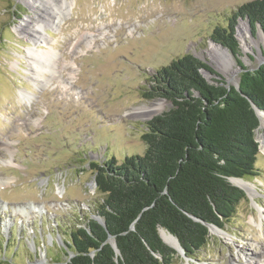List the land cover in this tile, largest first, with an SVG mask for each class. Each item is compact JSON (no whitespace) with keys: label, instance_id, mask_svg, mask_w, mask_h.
Wrapping results in <instances>:
<instances>
[{"label":"rangeland","instance_id":"rangeland-1","mask_svg":"<svg viewBox=\"0 0 264 264\" xmlns=\"http://www.w3.org/2000/svg\"><path fill=\"white\" fill-rule=\"evenodd\" d=\"M252 1L68 0L69 12L40 31L48 44L36 46L56 53L47 83L32 76L28 54L34 44L24 33L43 7L0 0V264L66 259L67 233L94 217L102 199L89 164L112 158L121 164L126 156L143 155L144 124L171 108L165 99L144 96L160 68L191 54L214 72L203 71L206 79L230 87L238 84L237 59L251 71L264 65V36L259 30L252 36L245 21L236 26L239 57L210 40L215 27H224L238 7ZM210 48L225 51L230 60L217 63ZM20 92L31 100H21ZM156 102L163 105L161 113L132 115ZM263 133L259 123L258 177L246 180L255 185L253 197L241 189L245 199L234 217L222 229L212 227L208 244L193 257L177 251L172 264H264Z\"/></svg>","mask_w":264,"mask_h":264},{"label":"trees","instance_id":"trees-1","mask_svg":"<svg viewBox=\"0 0 264 264\" xmlns=\"http://www.w3.org/2000/svg\"><path fill=\"white\" fill-rule=\"evenodd\" d=\"M239 20L252 36L257 30L264 36V0L238 7L210 34L238 57ZM236 62L238 89L210 82L202 72H214L191 54L152 76L156 85L144 96L171 108L144 124L143 155L89 164L102 196L94 216L104 226L92 217L74 226L63 240L66 259L57 264H172L177 251L162 242L159 229L191 258L208 244L210 228L222 229L234 217L245 194L231 180L258 177L253 107L264 113V65L251 71Z\"/></svg>","mask_w":264,"mask_h":264},{"label":"bare ground","instance_id":"bare-ground-1","mask_svg":"<svg viewBox=\"0 0 264 264\" xmlns=\"http://www.w3.org/2000/svg\"><path fill=\"white\" fill-rule=\"evenodd\" d=\"M27 3L35 9H38L39 6L43 7V11L40 10V15L36 16V18L33 19L30 23H28V25L26 23L27 27L24 28L25 29L24 33L28 34L29 39L34 44V49L32 48L31 50H29V54H28L30 55V65L32 66L31 73L32 76L37 80L39 79L40 82L44 81L50 83L51 79L49 75L51 74L53 75L55 73L53 69L54 65H52V58L56 56L55 55L56 53H54V50H50L44 53L43 50L37 49L36 46L38 43L42 45L48 44V42L41 37L40 31L45 27L50 26L49 24L53 22V20L55 19L54 16L63 15L64 10L65 12L68 13L69 10L71 9L70 8L71 3H69L68 0H45L46 4H43L42 1L38 2L34 0H28ZM245 28H246L245 25H241V27L239 26L241 48L244 51L249 47V44L245 42L246 39ZM251 46L259 47V44L258 42H253ZM210 53L213 59L221 65H225V60L229 59V56L226 54L225 51H220L218 49L210 48ZM230 66L231 65L229 64L228 67L230 68ZM228 72L229 71L227 70L224 71L225 74H228ZM36 85L37 83H35V86ZM19 98L21 100L29 101L31 100L32 96L31 94H28L26 92H20ZM162 111H163V105L159 102L158 103L156 102L151 104L150 106H143L141 108L134 110V112H132V115L140 118H150L154 115L161 113ZM259 118H260V128L264 129V115L260 113ZM258 140L260 142V153L262 152L264 153V133L262 135L261 134L259 135ZM231 183L237 186L238 188L242 189L249 196L253 197V195L255 194V185L252 182H248L241 179H232ZM161 236L166 244L173 247L178 245L177 240L163 229H161Z\"/></svg>","mask_w":264,"mask_h":264},{"label":"water","instance_id":"water-1","mask_svg":"<svg viewBox=\"0 0 264 264\" xmlns=\"http://www.w3.org/2000/svg\"><path fill=\"white\" fill-rule=\"evenodd\" d=\"M206 73L209 74V72H206ZM234 87H235L236 89H238V84H236ZM253 108H254V110H255V113H256V115H257V117H258V119H259V123H260L259 114L261 113V114L264 115V113L260 112V111H259L257 108H255V107H253ZM92 218L95 219V220H97L101 225L104 226L103 221H101L98 217H95V216H94V217H92ZM158 233H159V236L161 237L159 231H158ZM111 241H112V243H111ZM110 243L112 244V246H113L114 249L116 250V248H115V244H114L113 240H110ZM171 248L175 249L176 251H178V252H180V253L182 252V249L180 248L179 244L177 245V247H173V246H171ZM116 252H117V250H116Z\"/></svg>","mask_w":264,"mask_h":264}]
</instances>
